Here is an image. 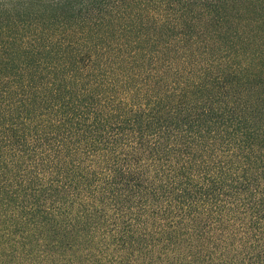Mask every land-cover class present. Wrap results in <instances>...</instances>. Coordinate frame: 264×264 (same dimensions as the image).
<instances>
[{
    "label": "trees",
    "instance_id": "trees-1",
    "mask_svg": "<svg viewBox=\"0 0 264 264\" xmlns=\"http://www.w3.org/2000/svg\"><path fill=\"white\" fill-rule=\"evenodd\" d=\"M264 264V0H0V254Z\"/></svg>",
    "mask_w": 264,
    "mask_h": 264
},
{
    "label": "rangeland",
    "instance_id": "rangeland-1",
    "mask_svg": "<svg viewBox=\"0 0 264 264\" xmlns=\"http://www.w3.org/2000/svg\"><path fill=\"white\" fill-rule=\"evenodd\" d=\"M58 264H65V257L60 255ZM55 260L53 256L49 254V251L43 256H37V252L34 251L32 245L25 250H21L20 252L5 250V252L0 254V264H53Z\"/></svg>",
    "mask_w": 264,
    "mask_h": 264
}]
</instances>
